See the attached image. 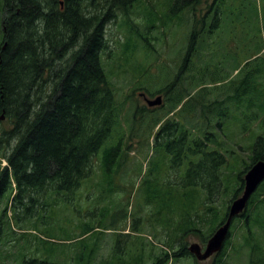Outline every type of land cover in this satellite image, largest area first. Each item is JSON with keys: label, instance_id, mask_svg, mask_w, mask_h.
Returning <instances> with one entry per match:
<instances>
[{"label": "rangeland", "instance_id": "374dc122", "mask_svg": "<svg viewBox=\"0 0 264 264\" xmlns=\"http://www.w3.org/2000/svg\"><path fill=\"white\" fill-rule=\"evenodd\" d=\"M97 1L106 10L111 0ZM173 4L174 0H136L129 9L116 8L117 17L105 25L107 45L101 62L120 108L109 144L122 139L124 160L117 157L102 168L104 145L82 185L58 192L55 183L51 190L33 191L35 204L17 223L13 218L14 184L1 193L0 263L20 264L38 258L61 264H153L156 257L169 252L167 264H216L220 258L218 264H264V181L247 206L249 225L244 217L234 218L230 238L221 251L205 261L188 252L178 253L187 250L182 241L187 247L195 242L206 246L227 207L243 193L253 145L264 135V0H204L196 12L190 8L173 12ZM4 27L0 9V47L7 43ZM199 73L205 86L201 95L208 97L209 106L219 102L223 117L206 107L207 119L201 118V104L195 106L197 118L182 115L185 109L178 116L177 109L172 112L173 105L165 101V87L174 91L182 83L188 84V78L183 80L187 74ZM246 75L250 76L249 96H257L251 106L247 94L233 99L234 86L239 87ZM51 79L48 75L50 88ZM156 89L162 92L151 94ZM158 94L164 96V105L148 107L145 95L155 98ZM252 112L261 115L260 119L253 122ZM163 118L179 119L181 129L189 130L185 139L202 142L192 151L207 148L223 153L218 171L209 173L218 177L208 178L212 192L202 185H184L190 161L197 162L199 155L189 153L177 166L170 162L171 152L157 145L153 134ZM4 120H0V129L9 127ZM208 133L213 135L208 137ZM17 142H11L9 154ZM183 147L187 145L183 143ZM155 162L159 166L152 171ZM7 166L8 159L1 157L0 174ZM185 200L190 204L184 206L186 210L182 208ZM210 207L220 213L217 218H211ZM188 218L194 220L190 226L195 231L182 235L181 227Z\"/></svg>", "mask_w": 264, "mask_h": 264}, {"label": "trees", "instance_id": "16d2710c", "mask_svg": "<svg viewBox=\"0 0 264 264\" xmlns=\"http://www.w3.org/2000/svg\"><path fill=\"white\" fill-rule=\"evenodd\" d=\"M203 1L174 0L171 11L180 12L190 8L196 12L197 6ZM135 3L136 0H111L104 10V3L97 0H0L7 41L6 45L0 47V116L5 115L4 121H8L9 126L0 129V158L8 159L9 166L0 174V193H4L8 186L11 169L17 185L12 203L16 223L19 221L18 217H27V212L35 202L31 197L33 191L42 189L46 180L56 182L58 191L76 190L90 176L91 162L95 156L101 155L104 145L106 147L100 156L102 168L112 165L117 157L124 160L125 143L122 139L115 145L109 144L120 108L116 103L110 78L101 62V55L107 45L104 38L105 25L117 17L116 8L125 6L129 9ZM183 69L175 77V83L178 77L181 78ZM48 75L52 78L51 88ZM186 78L189 79L188 84L182 83L181 87L175 89L177 92L172 91V88H164L167 96L165 101L173 105L171 111L179 108L174 113L181 116L179 113L185 109L186 112L183 111L182 115L197 118L196 113L199 112H194L195 106L201 104V118L207 119V108L215 109L219 117H223L218 110L219 102L209 106V102H206L208 98L201 95L200 89L205 86L201 85L204 78L200 73L187 74L183 80ZM249 79L250 76L246 75L239 87L234 86L233 99L247 94L246 98L251 106L255 104L257 96H249L252 91L248 88ZM157 91L162 92L161 89H156L151 94ZM181 92L182 95H179ZM40 94L43 96H39ZM189 101L194 103H188ZM141 117L146 118L144 115ZM250 118L258 120L260 116L257 112H252ZM157 119L154 118L156 121ZM179 122L182 121L175 118L164 120L156 135L157 145L164 146L165 152H171L170 162L177 166L182 163L183 158L188 159L189 153L199 155L197 162L190 161L184 185H202L212 192L209 179L213 177L215 180L218 177L209 173L218 171L225 159L224 155L221 150L209 151L207 148L192 151V147L200 148L202 142L194 139L187 143L185 137L190 136L189 130L186 127L181 129ZM178 127L180 131L177 130ZM181 133L183 137L177 138ZM169 135L171 139L167 140ZM207 135L209 137L213 134ZM162 138L164 141L160 140ZM14 140L18 142L9 154L8 150ZM183 143L192 150L185 152ZM260 159H264V135H259L253 145L251 164ZM158 166L155 162L152 171ZM186 195L193 196L188 193ZM185 205L190 207L187 200L182 208ZM209 209L212 219L219 216L220 213L214 211V208ZM228 209L229 207L218 226L227 220ZM189 215L188 213L187 217ZM239 216L244 217L249 225L247 213ZM0 221L3 223L1 219ZM193 221L189 218L185 221L181 227L182 235L195 231L190 226ZM198 232L203 235L200 229ZM230 233L231 229L228 235ZM1 234L0 227V242ZM181 246L187 250L183 249L178 253H190L185 242ZM178 253L174 252L175 255ZM168 257L169 252L165 253V257H156L153 264H167ZM221 259H217L216 264ZM20 264L61 263L29 258Z\"/></svg>", "mask_w": 264, "mask_h": 264}, {"label": "water", "instance_id": "95a60500", "mask_svg": "<svg viewBox=\"0 0 264 264\" xmlns=\"http://www.w3.org/2000/svg\"><path fill=\"white\" fill-rule=\"evenodd\" d=\"M147 102L150 106L160 105L162 103V96L159 95L154 99H147ZM3 117L4 116L2 115L1 118ZM263 180L264 159H260L255 162L245 174L243 194L233 200L229 208L227 220L222 225H220L209 238L205 250L202 251V247L199 243H193L190 246L191 252L196 254L199 259L203 260L207 259L214 252L221 250L228 236L233 217L245 210L250 196Z\"/></svg>", "mask_w": 264, "mask_h": 264}, {"label": "flooded vegetation", "instance_id": "af4514ba", "mask_svg": "<svg viewBox=\"0 0 264 264\" xmlns=\"http://www.w3.org/2000/svg\"><path fill=\"white\" fill-rule=\"evenodd\" d=\"M48 183H49V186L52 184V183H50L49 180H48V181L45 183L46 186H48Z\"/></svg>", "mask_w": 264, "mask_h": 264}]
</instances>
